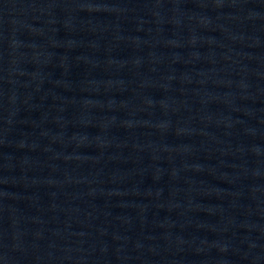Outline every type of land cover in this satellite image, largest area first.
I'll return each mask as SVG.
<instances>
[{
  "label": "water",
  "instance_id": "obj_1",
  "mask_svg": "<svg viewBox=\"0 0 264 264\" xmlns=\"http://www.w3.org/2000/svg\"><path fill=\"white\" fill-rule=\"evenodd\" d=\"M0 264H264V0H0Z\"/></svg>",
  "mask_w": 264,
  "mask_h": 264
}]
</instances>
